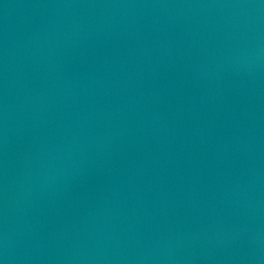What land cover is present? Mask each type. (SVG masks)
Returning a JSON list of instances; mask_svg holds the SVG:
<instances>
[{
  "label": "water",
  "instance_id": "water-1",
  "mask_svg": "<svg viewBox=\"0 0 264 264\" xmlns=\"http://www.w3.org/2000/svg\"><path fill=\"white\" fill-rule=\"evenodd\" d=\"M0 264H264V0H0Z\"/></svg>",
  "mask_w": 264,
  "mask_h": 264
}]
</instances>
